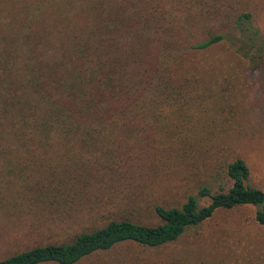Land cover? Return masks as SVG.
<instances>
[{"label":"trees","instance_id":"trees-1","mask_svg":"<svg viewBox=\"0 0 264 264\" xmlns=\"http://www.w3.org/2000/svg\"><path fill=\"white\" fill-rule=\"evenodd\" d=\"M208 7L195 11L173 0H0V208L15 209L9 211L13 221L33 211L26 227L2 228L0 241L51 237L55 228L78 221L87 206L72 205L88 199L86 175L114 168L108 159L122 131L160 120L184 85L179 77L188 55L225 43L246 67L259 65L264 35L251 14L233 18L234 34L207 31L199 15ZM52 148L59 149V168L44 163ZM247 178L248 167L235 158L225 164L227 187L203 185L179 206L154 205L156 224L112 218L71 232L67 241L6 254L0 264H74L125 241L159 247L217 210L244 205L256 207L254 221L263 225L264 190ZM198 263L175 256L121 257L109 264Z\"/></svg>","mask_w":264,"mask_h":264},{"label":"rangeland","instance_id":"rangeland-1","mask_svg":"<svg viewBox=\"0 0 264 264\" xmlns=\"http://www.w3.org/2000/svg\"><path fill=\"white\" fill-rule=\"evenodd\" d=\"M173 2L195 11L210 6L208 12L199 15L207 31H229L238 13L249 12L264 35V0ZM229 33L234 34L233 29ZM183 63L179 83L184 85L173 88L180 92L170 100L173 106L164 107L162 117L151 127L122 131L108 159L114 168L103 166L97 172L93 170V175H86L83 189L88 199L72 205L73 210L79 204L81 208L87 206L79 220L55 228L57 233L51 237L45 232L32 238L21 235L8 243L0 241V257L37 243L67 241L71 232L102 226L112 218L156 224L159 219L154 205L179 206L203 185L211 190L227 187L225 164L235 158L248 167V184L264 190V56L255 68H248L225 43H220L188 55ZM58 150L44 153L47 167L59 168ZM35 168L43 171L39 165ZM205 203V199L200 200V204ZM21 206L27 207L26 201ZM255 209L244 205L217 210L165 245L149 248L125 241L74 264H109L121 257L151 260L175 256L193 258L198 264H264V224L254 221ZM9 211L16 210L0 208V230L26 227L25 219L33 212L24 211L22 220L13 221L15 215ZM64 230L68 233H61Z\"/></svg>","mask_w":264,"mask_h":264}]
</instances>
